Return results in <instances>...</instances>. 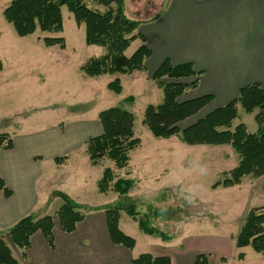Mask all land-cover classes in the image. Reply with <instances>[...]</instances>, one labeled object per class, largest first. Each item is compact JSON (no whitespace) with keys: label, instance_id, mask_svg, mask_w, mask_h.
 Here are the masks:
<instances>
[{"label":"rangeland","instance_id":"obj_1","mask_svg":"<svg viewBox=\"0 0 264 264\" xmlns=\"http://www.w3.org/2000/svg\"><path fill=\"white\" fill-rule=\"evenodd\" d=\"M12 1L0 0V59L4 66L0 72V134L39 132L59 122H68L73 119L74 111L86 110L91 121L99 122L102 111L120 108L134 115L135 136L141 141V145L130 153L129 169L117 170V177L130 175L128 178L136 182L133 190L125 196L99 192L97 182L102 177L103 168L108 166L115 170L114 163L107 160L103 167L93 166L84 151L72 154L67 167L60 171L55 170L53 164L47 166L40 188L47 191L60 185L71 199L87 210L117 202L135 205L140 216H147L153 227L176 238L177 243L173 245L178 250L184 249L179 241L184 235L224 234L228 239H234L229 247L223 248L224 251H211V264H223L219 262L222 257H226L224 264H264V253L258 254L251 247L243 250L245 258L239 260L235 245L246 214L253 208L264 207V177H247L239 186L212 188L224 172L231 171L239 163V156L232 147L189 146L177 137L155 138L143 120L148 106H158L164 100V92L157 82L132 79L131 75L122 76L120 73L87 76L82 67L91 59L102 56L106 49L86 44L85 28L77 26L68 8L62 7L63 31L60 34L38 30L21 38L3 15ZM86 3L91 8L105 11L104 7L90 0ZM142 6L145 9L152 7L154 14L162 8V4ZM125 13L137 21L142 18L140 16L149 18L154 15L148 11L135 16L130 11ZM45 37L64 38L65 48L47 47L43 42ZM139 45L140 41L133 42L126 55L131 56ZM122 77L121 94L108 89L109 83ZM187 93L184 95L187 98L192 96ZM206 108L200 112L199 118L214 110L213 106ZM237 108L238 118L233 121L232 130L245 124L249 133H256V113H247L240 105ZM181 127L185 129V124ZM172 141H177V146ZM43 198L45 196H41ZM62 205L63 201L58 199V202L41 207L48 208L44 217L56 216ZM121 223L136 241L134 254L148 253L157 245V237L144 234L125 212H122ZM6 238L18 255V248L12 245L8 236Z\"/></svg>","mask_w":264,"mask_h":264},{"label":"crops","instance_id":"obj_2","mask_svg":"<svg viewBox=\"0 0 264 264\" xmlns=\"http://www.w3.org/2000/svg\"><path fill=\"white\" fill-rule=\"evenodd\" d=\"M143 4H162V8L154 14L152 7L145 9ZM127 11L133 16L146 11L154 14L149 18L140 16L138 20L141 24L137 33L145 39L151 56L145 62V70L133 73L132 79H152L167 59L173 65L192 63L197 75L184 82L198 79V87L188 91L191 97L182 96L180 100L213 95L214 101L208 107L213 106L214 110L238 98L240 90L248 85L264 86V0H125ZM143 39L135 40L140 41L139 47L144 44ZM74 113L68 122H59L39 132L9 134L12 148L0 151V175L11 196L0 191V233L27 215L37 212L33 215L44 217L48 208L41 207L60 199L54 193L69 196L60 185L47 191L40 188L47 166L53 164L54 169L60 171L67 167L72 154L84 151L87 155L86 143L103 134L100 122L91 121L86 110ZM199 114L197 119L191 117L179 127L195 124L201 119ZM172 142L177 146V141ZM61 158H65L62 163L56 162ZM82 207L80 212L85 218L71 234L62 231L53 215L54 247L38 232L32 236L30 248L18 249V255L12 249L20 264H131L142 254H134L135 248L128 250L111 242L104 206L91 210ZM119 226L125 234L131 235L122 227L121 216ZM170 237L168 242L157 238V245L148 253L168 257L172 264H195L198 255H209L208 264H211V251H224L234 240L224 234L184 235L179 240L181 246L184 245L182 251L174 246L176 238ZM221 259L226 257L219 261L224 264Z\"/></svg>","mask_w":264,"mask_h":264},{"label":"trees","instance_id":"obj_3","mask_svg":"<svg viewBox=\"0 0 264 264\" xmlns=\"http://www.w3.org/2000/svg\"><path fill=\"white\" fill-rule=\"evenodd\" d=\"M86 1L13 0L3 15L21 38L31 36L38 30L60 34L63 31L62 7L66 6L73 14L77 26L85 28L86 44L106 49L102 56L91 59L82 67L87 76L100 77L117 73L132 75L144 71L145 62L151 56V51L145 44V39L137 33L141 22L126 16L125 0H90L93 4L104 7L105 11L89 7ZM138 38H142L144 44L131 56H127V50ZM43 42L47 47L65 48V40L62 37H45ZM2 70L3 62L0 59V72ZM196 75L192 63L173 65L170 60H165L152 77V80L157 81L162 88L164 100L158 106L150 105L146 108L143 124L158 139L177 137L189 146L232 147L239 156V163L231 171L223 173V177L212 185L214 189L239 186L247 177L254 179L264 177V86L252 84L242 88L238 98L182 130L179 127L182 122L198 115L214 101L213 95L188 101L180 100L189 90L198 87V79L184 82ZM165 79L174 82L168 83ZM108 89L121 94L123 90L121 80H113L108 84ZM238 105L247 113H256L255 121L258 125L256 133H249L245 124H239L232 130V123L238 118ZM98 119L103 134L91 138L86 143L87 155L93 166L111 160L115 168V170L111 167L104 168L102 179L98 183L99 192L103 194L114 192L125 196L133 190L136 182L128 178L130 175L117 177L119 176L117 170L129 169L130 153L141 145L134 132L135 117L125 109L111 108L102 111ZM11 148L10 135L0 134V151ZM64 160L65 158L56 159V162L62 163ZM0 191L5 192L8 197L11 196L1 175ZM54 195L63 201L55 217L62 231L71 234L85 216L80 212L81 207L67 194L56 192ZM122 212L132 217L144 234L155 236L164 242L171 240L166 233L153 227L147 216H140L135 205L117 202L104 208L109 237L114 245L123 246L128 250H133L136 246L135 239L120 229ZM53 228L52 216L37 218L30 214L20 219L5 232L0 233V264H20L7 241V236L14 247L23 251L30 248L32 236L41 232L47 243L54 247ZM247 247H251L258 254L264 253V207L251 209L244 218L236 237L239 260H244L245 254L242 250ZM224 261L225 259H222V262ZM131 264L172 262L168 257H155L151 253H143L134 258ZM195 264H208L207 255H198Z\"/></svg>","mask_w":264,"mask_h":264}]
</instances>
